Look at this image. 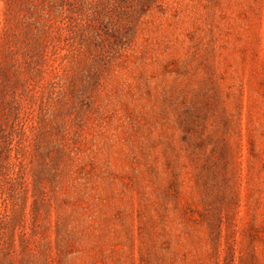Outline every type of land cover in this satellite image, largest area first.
<instances>
[{
	"label": "rangeland",
	"instance_id": "obj_1",
	"mask_svg": "<svg viewBox=\"0 0 264 264\" xmlns=\"http://www.w3.org/2000/svg\"><path fill=\"white\" fill-rule=\"evenodd\" d=\"M0 264H264V0H0Z\"/></svg>",
	"mask_w": 264,
	"mask_h": 264
}]
</instances>
